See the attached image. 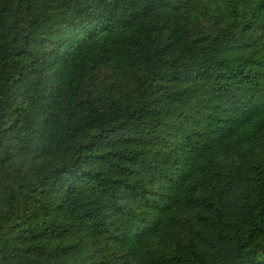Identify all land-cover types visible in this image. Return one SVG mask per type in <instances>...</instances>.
<instances>
[{"label": "trees", "instance_id": "obj_1", "mask_svg": "<svg viewBox=\"0 0 264 264\" xmlns=\"http://www.w3.org/2000/svg\"><path fill=\"white\" fill-rule=\"evenodd\" d=\"M0 264H264V0H0Z\"/></svg>", "mask_w": 264, "mask_h": 264}]
</instances>
